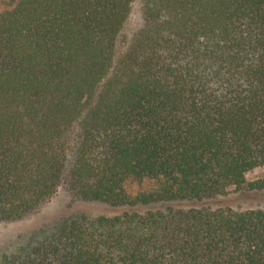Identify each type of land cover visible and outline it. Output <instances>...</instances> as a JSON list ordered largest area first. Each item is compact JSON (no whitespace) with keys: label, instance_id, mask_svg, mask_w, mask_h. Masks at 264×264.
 Listing matches in <instances>:
<instances>
[{"label":"trees","instance_id":"16d2710c","mask_svg":"<svg viewBox=\"0 0 264 264\" xmlns=\"http://www.w3.org/2000/svg\"><path fill=\"white\" fill-rule=\"evenodd\" d=\"M0 0V221L74 213L0 264H264V0ZM120 44L122 46H120Z\"/></svg>","mask_w":264,"mask_h":264},{"label":"rangeland","instance_id":"374dc122","mask_svg":"<svg viewBox=\"0 0 264 264\" xmlns=\"http://www.w3.org/2000/svg\"><path fill=\"white\" fill-rule=\"evenodd\" d=\"M142 24V15L138 0H134L123 35L129 36ZM120 46H122L120 44ZM264 176V166H256L245 174L246 181H252ZM221 207L229 206L234 209L264 208V190H240L230 189L226 195L203 202L177 203L178 207L191 206ZM152 207H125L110 206L96 201H84L73 198L63 185H60L54 194L43 203L36 211L14 221H0V257L16 251L23 245H30L44 235L50 233L56 222L63 216L74 213H86L89 216L115 215L126 210L143 211Z\"/></svg>","mask_w":264,"mask_h":264}]
</instances>
